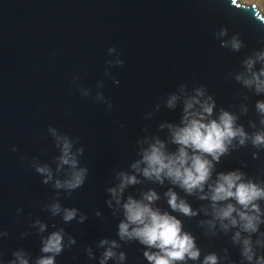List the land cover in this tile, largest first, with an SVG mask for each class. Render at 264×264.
Wrapping results in <instances>:
<instances>
[{
  "label": "water",
  "instance_id": "obj_1",
  "mask_svg": "<svg viewBox=\"0 0 264 264\" xmlns=\"http://www.w3.org/2000/svg\"><path fill=\"white\" fill-rule=\"evenodd\" d=\"M260 55L264 16L238 0H0V264L16 260L17 252L36 264L54 232L63 236L55 264H100L113 241L116 255L106 264H148L144 252L156 250L118 233L123 205L151 191L159 197L151 207L174 216L194 238L200 258L186 264H203L211 254L217 264H249L242 255L248 238L256 264L264 257V199L256 202L258 231L249 236L216 216L229 203L240 210L236 201L214 207L210 196L221 173H241L243 182L264 188V145L252 143L264 132L256 108L264 92L243 83L264 68ZM209 98L215 106L203 122L230 113L248 134L245 144L233 140L212 162L203 192L145 177L144 154L163 145L165 155H178L174 132L185 126L187 103L199 100L189 111L202 113ZM65 142L75 167L62 162ZM81 171L82 185L69 189L66 182ZM125 177L137 183L121 191ZM169 190L196 215L173 211ZM71 209L76 216L65 222Z\"/></svg>",
  "mask_w": 264,
  "mask_h": 264
},
{
  "label": "clouds",
  "instance_id": "obj_2",
  "mask_svg": "<svg viewBox=\"0 0 264 264\" xmlns=\"http://www.w3.org/2000/svg\"><path fill=\"white\" fill-rule=\"evenodd\" d=\"M221 35H226V30H222ZM222 46L227 47V44ZM233 50L238 51L241 47L240 42L234 37L232 44ZM258 59L264 60V55ZM248 70L251 72L255 61L249 59L246 62ZM264 68L259 73L252 72V79L243 80L246 87H252L255 84L256 92H264ZM238 80L242 79L237 77ZM197 95H203L198 91ZM173 101L175 97L172 98ZM208 101L201 104L202 113L189 111L194 104H199V100H191L186 105V115L184 117L185 126L175 130L174 143L180 145L178 155H165L161 149L163 145L152 146L149 152L144 154V163L147 167L143 170V175L149 179H155L163 184L164 178L169 179L173 184L178 185L188 194L198 190L204 191L205 184L209 181L213 170V161L219 162L220 157L227 153L228 147L233 140L239 141L241 145L249 139L248 134L243 127L235 125V117L226 111H222L218 121L211 120L204 123L206 116H211L214 108V102ZM172 106V101L169 102ZM257 110L264 115V102H257ZM198 117V118H197ZM264 123V121H262ZM254 146L264 145V132H259L252 138ZM188 149H191L192 155H189ZM70 145L65 142L63 146L64 156L63 164H69L75 167V161L69 158ZM210 156L211 160L206 157ZM135 167V166H134ZM37 171L43 173L46 170L39 168ZM50 178V174H49ZM84 180L83 171L74 174L73 179L66 182L69 189H75L82 185ZM47 183V181H45ZM137 183L135 177H125L121 184V191L126 184ZM62 185L57 182V187ZM115 194V190H110ZM168 204L173 211H178L185 216L196 215L191 207L183 200L178 201L175 192L169 190L166 194ZM209 198L201 196V199ZM159 199L154 191L147 193L142 201H136L129 198L123 205L125 212V221L119 224L120 239L137 240L148 249L156 251H145L144 256L148 264H174V262H183L187 260L197 261L200 258V251L196 247L194 238L182 232L181 222L168 213L154 210L151 204ZM211 201L213 206L218 202L235 200L240 206L238 210L233 204L229 203L226 207L219 208L216 216L222 221H229L232 227H240L241 231L248 233L249 236L258 231L260 220V208L256 203L264 199V188L258 187L255 183L243 182V174L238 172L218 174L214 186L211 187ZM146 201V202H145ZM54 214L59 212V206H54ZM233 213L239 217V220L233 217ZM76 216V210H65L64 220L69 222ZM227 229L228 225H222ZM43 230V226H41ZM235 240H240V232L236 233ZM74 243L75 241H71ZM108 241H101V246L108 244ZM118 247L115 241L111 242L103 256L100 264H106V261L112 259L116 253L112 250ZM63 250V236L61 232L52 233L44 242L41 249L45 255L41 256L36 264H55V256ZM51 254V255H48ZM242 255L249 264L254 259L255 253L252 249L250 238L243 240ZM16 260L10 264H28V260L23 258L19 252L14 253ZM119 259H124V254L120 253ZM203 264H217L215 254L204 258ZM256 264H264V257L257 259Z\"/></svg>",
  "mask_w": 264,
  "mask_h": 264
},
{
  "label": "rangeland",
  "instance_id": "obj_3",
  "mask_svg": "<svg viewBox=\"0 0 264 264\" xmlns=\"http://www.w3.org/2000/svg\"><path fill=\"white\" fill-rule=\"evenodd\" d=\"M239 2H241V4L243 5H253L256 6L257 9L259 10V12L264 16V5L260 6L258 4H256V2H253V0H239ZM264 4V2H263Z\"/></svg>",
  "mask_w": 264,
  "mask_h": 264
},
{
  "label": "bare ground",
  "instance_id": "obj_4",
  "mask_svg": "<svg viewBox=\"0 0 264 264\" xmlns=\"http://www.w3.org/2000/svg\"><path fill=\"white\" fill-rule=\"evenodd\" d=\"M238 2H239V0H238ZM253 2H256V4H258V5H260V6L264 5V4H263L264 0H253ZM239 3H241V2H239ZM263 8H264V7H263Z\"/></svg>",
  "mask_w": 264,
  "mask_h": 264
}]
</instances>
